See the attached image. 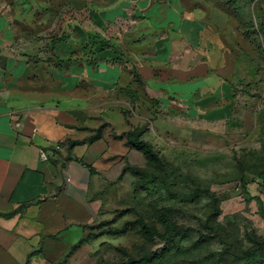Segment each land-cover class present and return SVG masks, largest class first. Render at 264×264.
<instances>
[{
	"label": "crops",
	"instance_id": "1",
	"mask_svg": "<svg viewBox=\"0 0 264 264\" xmlns=\"http://www.w3.org/2000/svg\"><path fill=\"white\" fill-rule=\"evenodd\" d=\"M103 1L60 35L40 16L55 32L36 42L16 27L31 16L0 13V264H57L106 219L95 187L122 167L130 130L152 147L179 128L263 142L200 1Z\"/></svg>",
	"mask_w": 264,
	"mask_h": 264
},
{
	"label": "rangeland",
	"instance_id": "2",
	"mask_svg": "<svg viewBox=\"0 0 264 264\" xmlns=\"http://www.w3.org/2000/svg\"><path fill=\"white\" fill-rule=\"evenodd\" d=\"M68 1L0 0V13L31 16V24L18 20L16 27L36 42L45 33L55 32L51 21L39 22L40 16L60 18L62 27L56 32L60 35L69 19L81 21L93 2L78 0V6L71 7ZM197 1L208 20L206 26L219 38L221 51L231 62L230 75L242 102L251 101L260 119L264 115V0ZM262 141L258 147L253 142L231 146L227 137L179 128L154 144L161 163L147 160L125 143L119 149L122 167L104 176L95 193L103 202V221L113 219V228L129 222L128 231L93 238L106 227L89 225L91 238L60 264H264V205L248 192L249 184L261 185L264 138ZM130 166L159 178L141 180ZM138 215L160 236L142 234L135 224ZM162 215L183 231L174 237L159 223Z\"/></svg>",
	"mask_w": 264,
	"mask_h": 264
},
{
	"label": "trees",
	"instance_id": "3",
	"mask_svg": "<svg viewBox=\"0 0 264 264\" xmlns=\"http://www.w3.org/2000/svg\"><path fill=\"white\" fill-rule=\"evenodd\" d=\"M140 135H141V131L138 129H133V130L126 132L124 135L127 138L126 144L130 147H133V148L141 151L147 160H150V161H153L156 163H161L162 159L160 158L159 154L153 150V147L149 142L141 139ZM121 136H123V135H119L118 137H121ZM69 142L70 143H69L68 147H71L73 144L76 143L73 141H69ZM125 168H127V167L125 166L123 168V170ZM129 170L132 173L139 176L141 180H144L146 178H155V179L159 178L156 175H151V174L147 173L146 170L139 168V167L130 166ZM259 178H260L262 187H264V172L259 174ZM252 198H254V197H252ZM214 204H215V199H214ZM113 222H114L113 219H111L110 221H100L99 223L95 224L94 225L95 227H99V228L106 227V229H103L102 231L96 233V235H92L91 237L97 238L103 233H105L107 235L123 234V233H126L128 231L129 222H125L120 228L110 227V225ZM159 223L162 226L170 229V231L173 233L174 237L178 236L183 231L182 226L177 225L173 220H171L169 217H167L165 215H162L160 217ZM135 224H137L139 226L141 233L144 234L145 236H148V237L160 236L158 234L157 230L154 227H152L148 222H146L144 220V218L140 215L137 216V218L135 220ZM87 228H90V227L87 226ZM89 237L90 236L86 234V236L83 237L82 239H80L76 245H73L71 247L68 254H70V252H72L73 249L76 248L78 245L83 243L85 240L89 239ZM57 264H60V262H58Z\"/></svg>",
	"mask_w": 264,
	"mask_h": 264
}]
</instances>
